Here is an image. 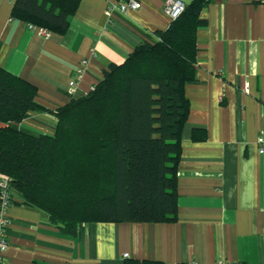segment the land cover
Returning a JSON list of instances; mask_svg holds the SVG:
<instances>
[{
  "label": "crops",
  "instance_id": "0c3cea01",
  "mask_svg": "<svg viewBox=\"0 0 264 264\" xmlns=\"http://www.w3.org/2000/svg\"><path fill=\"white\" fill-rule=\"evenodd\" d=\"M120 1L81 0L66 32L42 33L13 17L16 0H0V66L33 83L45 107L20 127L53 134L51 110L87 94L111 64L172 21L166 0L108 11ZM201 16L196 79L185 87L176 220L88 222L70 234L14 191L6 263L264 264V0H209Z\"/></svg>",
  "mask_w": 264,
  "mask_h": 264
},
{
  "label": "trees",
  "instance_id": "16d2710c",
  "mask_svg": "<svg viewBox=\"0 0 264 264\" xmlns=\"http://www.w3.org/2000/svg\"><path fill=\"white\" fill-rule=\"evenodd\" d=\"M80 1L16 0L12 15L64 33ZM208 3L186 4L157 39L111 64L87 94L51 110L53 134L20 127L45 107L33 83L0 66V174L10 176L14 191L70 234L88 222L176 220L185 87L196 79L197 32Z\"/></svg>",
  "mask_w": 264,
  "mask_h": 264
},
{
  "label": "built area",
  "instance_id": "2783aa9c",
  "mask_svg": "<svg viewBox=\"0 0 264 264\" xmlns=\"http://www.w3.org/2000/svg\"><path fill=\"white\" fill-rule=\"evenodd\" d=\"M141 1L139 0H122L117 3H113L109 5L108 11L112 12L115 9H118L122 12H127L130 9H139L141 7ZM186 8V3L184 0H166L164 5V13L171 20L180 16ZM30 28L38 29L40 32H47L46 30L36 27L30 24ZM157 39V37H156ZM86 65V61H83ZM84 68L80 67L77 69L76 75L69 81V85L71 88L75 87L77 84V79L82 74ZM94 86L92 87V89ZM260 153H264V138H259ZM14 197V189L12 187L11 178L8 175L1 174L0 175V264H8L6 263L5 253L9 246L8 241V227L10 224V215H9V207L13 202ZM127 256V254H125ZM186 264H196L194 261ZM215 264H241L239 262H233L225 259L218 260Z\"/></svg>",
  "mask_w": 264,
  "mask_h": 264
}]
</instances>
